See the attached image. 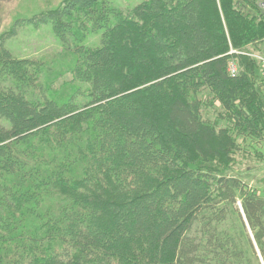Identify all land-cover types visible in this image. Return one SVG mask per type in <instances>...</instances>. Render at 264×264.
Masks as SVG:
<instances>
[{"label":"trees","instance_id":"16d2710c","mask_svg":"<svg viewBox=\"0 0 264 264\" xmlns=\"http://www.w3.org/2000/svg\"><path fill=\"white\" fill-rule=\"evenodd\" d=\"M261 2L65 0L62 70L0 42V264H264Z\"/></svg>","mask_w":264,"mask_h":264},{"label":"rangeland","instance_id":"374dc122","mask_svg":"<svg viewBox=\"0 0 264 264\" xmlns=\"http://www.w3.org/2000/svg\"><path fill=\"white\" fill-rule=\"evenodd\" d=\"M65 0H0V42L3 41L14 56L53 59L55 68L62 70L72 66V56L65 51L59 39L53 32L50 23H40L35 20L43 13L60 7ZM111 3L123 10H128L144 0H110ZM15 29V34H8ZM101 31L89 30L84 46H98L101 42ZM263 46V44H262ZM264 49V46L261 47ZM59 70V71H60ZM70 78V74L63 73L60 81ZM59 83V84H63ZM55 86V85H54ZM68 86V85H67ZM213 109H206V115L211 119ZM261 154L255 153L251 158H236L231 173L251 187L264 193V146Z\"/></svg>","mask_w":264,"mask_h":264},{"label":"built area","instance_id":"2783aa9c","mask_svg":"<svg viewBox=\"0 0 264 264\" xmlns=\"http://www.w3.org/2000/svg\"><path fill=\"white\" fill-rule=\"evenodd\" d=\"M260 6L264 10V0H262ZM254 56L259 60V71L262 78L264 79V56H260V55H254ZM229 72L231 75H235L237 73V67L233 62L229 66Z\"/></svg>","mask_w":264,"mask_h":264}]
</instances>
